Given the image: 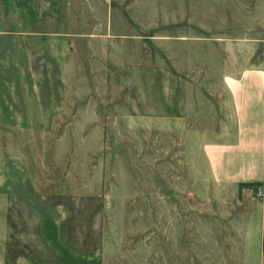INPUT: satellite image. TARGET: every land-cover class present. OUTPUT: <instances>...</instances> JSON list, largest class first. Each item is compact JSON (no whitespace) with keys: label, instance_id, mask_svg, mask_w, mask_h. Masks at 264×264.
Segmentation results:
<instances>
[{"label":"rangeland","instance_id":"1","mask_svg":"<svg viewBox=\"0 0 264 264\" xmlns=\"http://www.w3.org/2000/svg\"><path fill=\"white\" fill-rule=\"evenodd\" d=\"M60 1L0 0L6 264H57L38 229L42 218L59 219L67 243L105 264H165L172 247L185 245L171 241L183 220L196 264L197 249L215 243L204 234L234 230L209 178L193 173L190 131L165 127L167 115L180 113L188 82L165 80L170 66L154 39L179 26L190 39L228 42L238 58L264 63V0H136V67L113 56L108 70L102 34L87 46L85 19L66 15ZM118 19L113 10L116 41L125 32Z\"/></svg>","mask_w":264,"mask_h":264},{"label":"crops","instance_id":"2","mask_svg":"<svg viewBox=\"0 0 264 264\" xmlns=\"http://www.w3.org/2000/svg\"><path fill=\"white\" fill-rule=\"evenodd\" d=\"M60 2L66 15L85 19L81 30L87 46L92 44L93 34H102V70H108L107 61L113 56L131 62L135 69L136 0ZM113 10L118 15V25L125 30L118 35L119 41L109 22ZM96 18L100 25H96ZM154 27L156 33L162 32ZM187 34L183 27L172 25L165 28L163 37L154 39L170 66L165 80L179 77L188 82L180 113L167 115L165 127L180 129L183 135L184 130L190 131L185 143L195 162L193 173L209 178L218 195L216 203L223 209L221 217L234 230L217 237L204 234L205 241L215 243L212 248L197 249L196 264H264V63H252L250 56L238 58L228 42L190 39ZM122 39L128 40L123 48ZM77 54L87 59L92 56L79 48ZM216 64L221 67L220 73L215 72ZM8 206V197L0 193V264H6ZM182 221L179 235H172L171 241H184L185 245L175 244L165 264H189L188 224ZM236 225L241 227L237 230ZM170 226L173 233L172 220ZM38 229L57 264H105L102 255L79 253L67 243L59 219L42 218Z\"/></svg>","mask_w":264,"mask_h":264},{"label":"built area","instance_id":"3","mask_svg":"<svg viewBox=\"0 0 264 264\" xmlns=\"http://www.w3.org/2000/svg\"><path fill=\"white\" fill-rule=\"evenodd\" d=\"M257 194H258L259 196H261V194H262V190H261L260 188H258Z\"/></svg>","mask_w":264,"mask_h":264}]
</instances>
